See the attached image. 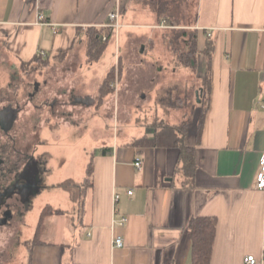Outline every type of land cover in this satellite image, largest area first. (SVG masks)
Here are the masks:
<instances>
[{
	"label": "crops",
	"instance_id": "1",
	"mask_svg": "<svg viewBox=\"0 0 264 264\" xmlns=\"http://www.w3.org/2000/svg\"><path fill=\"white\" fill-rule=\"evenodd\" d=\"M149 3L0 0V63L20 68L42 55L49 62L61 59V64L73 65L80 59L76 50L83 45V59L90 65L87 31L106 27L109 12L117 8L118 31L124 28V40L116 41L114 54L116 66L121 57L123 64L131 38L145 34L137 28H170L167 18L157 15L160 2ZM197 9L198 73L201 69L205 74L203 49L209 36L214 49L201 133L197 139V111L185 136L194 149V164L182 169L174 147L135 145L137 139L153 138L148 126L141 136L121 138L120 143L114 133V140H101V149L92 154V187L82 202L74 203L79 220L69 210L51 205L62 212L43 219L53 218L46 231L50 237L41 235L43 242L31 247L28 264H191L189 221L198 216L216 218L209 264H242L246 255L264 264V192L254 186L264 151V0H198ZM147 10L154 18L157 15V23L129 20L139 19ZM126 15L129 21L124 20ZM73 71L63 79L73 80L79 92ZM127 73L122 68L119 86H126ZM198 78L203 80L202 75ZM101 80L90 94L93 104ZM83 92L74 94L77 103ZM137 159L140 168L134 166ZM115 194H119L116 200ZM121 217L127 218L123 226L117 224ZM117 236L123 238L120 247L113 245Z\"/></svg>",
	"mask_w": 264,
	"mask_h": 264
},
{
	"label": "rangeland",
	"instance_id": "2",
	"mask_svg": "<svg viewBox=\"0 0 264 264\" xmlns=\"http://www.w3.org/2000/svg\"><path fill=\"white\" fill-rule=\"evenodd\" d=\"M165 1L169 12L162 14L163 8L158 6L157 15L167 18L168 25L172 26L136 29L145 33L144 36L132 37L123 53L125 63L122 64L124 59L120 58L122 68L128 71L123 84L126 86H119L120 79L116 77L112 84L114 94L100 107L93 104L90 94L94 92L95 82L116 65L114 50L116 41L123 43L124 28L115 32L99 59L90 65L83 59V45L76 50L80 59L73 65L61 64V59L43 68L40 62L20 68L12 63H8L9 66L0 63V113L6 109L3 115L9 124L6 130L0 124V256L3 264H28L30 243L46 205L67 209L79 220L73 208L74 203L80 202L69 198L76 189L70 188L71 192L61 182L67 179L81 182L92 154L104 144L102 141L114 140L113 133L119 143L121 138L139 137L146 126L154 137V126L167 128L188 120L190 124L197 111L199 118L203 107L197 99L205 78L204 70L199 69L198 73L197 67L188 64L180 41V51L173 50L169 43L175 26L192 28L194 18L200 17L198 2ZM145 7L152 10L151 5ZM146 12L140 13L136 20L129 19L128 15L123 18L134 23H157V15L154 18L149 10ZM142 44L145 50L140 53ZM121 66L115 69L116 75ZM72 69L75 74L71 78L76 79L77 91L85 92L78 103L73 97L80 91L73 88V80L63 79ZM198 75H202L203 80ZM201 99L205 104L206 96ZM130 108L134 111H129ZM67 215L65 217L70 218ZM52 219L46 218L40 223L38 235L50 237L46 231L50 230Z\"/></svg>",
	"mask_w": 264,
	"mask_h": 264
},
{
	"label": "trees",
	"instance_id": "3",
	"mask_svg": "<svg viewBox=\"0 0 264 264\" xmlns=\"http://www.w3.org/2000/svg\"><path fill=\"white\" fill-rule=\"evenodd\" d=\"M160 2V7L163 8L162 14L165 12H169L168 2L165 0H158ZM198 2V0H197ZM159 7L156 8L158 10ZM160 14V16L162 15ZM178 17V16H177ZM168 22V19H166ZM188 26V25H187ZM192 28H182V27H174L173 37L169 38V43L172 46L173 50L180 51L179 41L182 43L183 50H185L188 56V64L195 68L197 67V29L195 26V18L190 24ZM169 29V28H168ZM88 46H87V56L89 58V62L97 61L104 51L107 41L115 35V31L112 27H99V28H89L88 29ZM103 35L106 36V40H102ZM178 43V44H177ZM214 49V43L211 37H207L205 47L203 49V55L206 62V70H205V78L203 80V85L199 88V105L203 107L199 114V118L197 121V139H199L203 120L206 113V103H202V97L207 95L208 90L210 89V82L208 80V67L211 61L212 53ZM145 48H143V51ZM142 51V52H143ZM46 57L39 55L37 57H33L31 61L25 64H33L35 62H40L41 67L47 66L50 64ZM187 64V62H185ZM185 63L183 65H185ZM24 65V64H23ZM121 66V62H118L117 66H113L107 74L103 77L101 82L98 85V91L96 95V105L100 107L112 94H114L113 81L117 77L121 76L122 66L120 68L119 74L116 75L115 69ZM42 67V68H43ZM206 102V99H205ZM189 120L187 122H183L179 125H174L167 127L159 125L157 127L154 126V137L152 139H137L135 140V145H144L151 147H174L179 150L178 154V164L182 169H188L192 167L194 164V149L188 146L185 142V136L187 134ZM9 146V145H8ZM92 174H93V160L92 157L88 162L85 169V176L83 181L81 182H71L66 181L61 185L63 187H67V190L70 188L76 189L73 195L71 194L73 200H77L82 202L87 191L92 187ZM71 191V190H70ZM72 192V191H71ZM61 210L54 209L50 205H46L42 211L39 218L38 223V231L35 233L34 237L31 240V247L37 244H41L43 241L41 239L40 233L38 235L40 229V223L43 222V219L49 214H57L61 213ZM43 218V219H42ZM189 229L191 232V264H209L214 235L216 230V218L210 216H198L191 218L189 221ZM30 264V263H29Z\"/></svg>",
	"mask_w": 264,
	"mask_h": 264
},
{
	"label": "built area",
	"instance_id": "4",
	"mask_svg": "<svg viewBox=\"0 0 264 264\" xmlns=\"http://www.w3.org/2000/svg\"><path fill=\"white\" fill-rule=\"evenodd\" d=\"M119 9H114L113 11L109 12L108 18L110 20V23L105 25L106 27H112L114 31L116 32L118 30L119 24H118V18H119ZM40 18H42L40 16ZM170 26V25H169ZM171 27V26H170ZM53 31L56 32L55 27H53ZM102 40H106V36L103 35ZM134 166L136 168L141 167V161L137 159L134 162ZM254 186L256 189L261 190L264 192V151L260 153L259 157V165L257 172L255 174V182ZM127 193L130 194L131 190H127ZM119 198V194H115L114 200ZM127 221L126 217H121L117 222L118 225L123 226ZM123 244V238L121 236H117L113 240V245L116 247H120ZM242 264H257L256 259L254 258L253 255H246L243 259Z\"/></svg>",
	"mask_w": 264,
	"mask_h": 264
},
{
	"label": "water",
	"instance_id": "5",
	"mask_svg": "<svg viewBox=\"0 0 264 264\" xmlns=\"http://www.w3.org/2000/svg\"><path fill=\"white\" fill-rule=\"evenodd\" d=\"M196 96H198V91H196ZM198 101H199V99H197ZM5 111V110H4ZM4 111H2L1 113H0V119H1V126H2V128L4 129V130H6L8 127L7 126H9V124L7 123V119H5V115H3V112ZM8 121H9V119H8ZM10 122V121H9Z\"/></svg>",
	"mask_w": 264,
	"mask_h": 264
}]
</instances>
